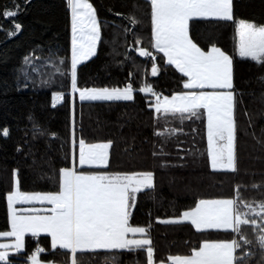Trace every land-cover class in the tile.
I'll list each match as a JSON object with an SVG mask.
<instances>
[{"label": "trees", "instance_id": "16d2710c", "mask_svg": "<svg viewBox=\"0 0 264 264\" xmlns=\"http://www.w3.org/2000/svg\"><path fill=\"white\" fill-rule=\"evenodd\" d=\"M91 2L101 24V40L95 54L77 66L78 87L123 88L132 83V100L79 101L78 92H71L67 0H0V231L8 230L6 195L14 190L13 171L18 170L22 191H57L59 169L72 164L75 128L77 140L113 141L109 166L93 170L154 172L155 186L137 194L130 222L149 229L157 261L169 254H187L203 239L233 238L230 230L199 231L190 222L167 221L200 198L233 197L236 185L245 200L264 199V63L239 56L235 23L213 18L190 22L191 34L205 50L216 43L233 56L238 170H212L205 115L182 122L165 120L162 114L157 118L149 107L155 97L139 90L145 83L163 96L185 90L184 74L151 47L149 0ZM233 5L235 20L264 24V0H233ZM5 8L16 15L4 17ZM132 16L138 21L135 25ZM13 20L22 26L20 30L15 31ZM137 38L141 43H135ZM137 47L148 48L151 56L139 55ZM153 62L158 68L155 75ZM55 92L64 95L54 104ZM4 128L9 129L8 136L3 135ZM170 128L183 131L169 134ZM158 129L165 135H156ZM38 246L44 249L42 261L69 264L70 253L51 249L47 236H26L25 248L9 259L12 264H28ZM108 253H81L78 260L80 264L146 262V250H110L115 261L106 258ZM258 259L259 253L251 258Z\"/></svg>", "mask_w": 264, "mask_h": 264}, {"label": "snow or ice", "instance_id": "6c2138e0", "mask_svg": "<svg viewBox=\"0 0 264 264\" xmlns=\"http://www.w3.org/2000/svg\"><path fill=\"white\" fill-rule=\"evenodd\" d=\"M151 47L163 53L167 63L184 74L185 90L163 96L145 83L139 90L151 93L157 118L162 114L184 119L206 115L207 155L212 170H238L236 156L237 121L235 119L236 89L233 77V56L211 43L207 50L190 32L194 18L231 21L236 25V44L240 57L264 63V24L246 19L235 20L233 0H149ZM71 12V92L79 93L81 101L132 100V83L120 87H78L77 65L93 56L101 40V24L91 0H67ZM19 6L17 5L16 10ZM4 17H14L15 10L5 8ZM118 15H120L118 13ZM15 31L22 27L13 20ZM131 23H138L135 16ZM10 31L9 35H15ZM130 31V29H125ZM135 43H141L137 38ZM142 56H151L148 48L137 47ZM28 57L25 61L28 62ZM63 63V60L60 61ZM58 70V69H57ZM39 71V69H37ZM158 71L155 62L152 73ZM64 93H53L54 100ZM162 97V98H161ZM168 129V133L182 132ZM165 135L159 129L155 133ZM9 135V129H3ZM55 135V133H53ZM112 140L88 142L75 137L73 128L72 164L59 169L57 191H22L18 170L13 171L14 190L7 193L10 229L0 231V262L12 264L9 252L25 248V234L51 236V248L67 250L69 264H80L78 254L109 250L106 258L116 260L110 250L145 251V264H264V199L248 201L242 198L240 185L233 197L200 198L193 207L167 222H190L196 230H230L231 239H203L187 254H169L157 261L149 229L130 222V211L142 190L154 188L151 170L110 172ZM163 154V153H161ZM157 155V153H153ZM164 163H167L166 161ZM39 202L49 207L19 209L17 203ZM159 219V218H158ZM251 231V236L249 235ZM255 249V250H254ZM39 246L29 255L31 264L44 262ZM259 253V259L251 258Z\"/></svg>", "mask_w": 264, "mask_h": 264}, {"label": "rangeland", "instance_id": "374dc122", "mask_svg": "<svg viewBox=\"0 0 264 264\" xmlns=\"http://www.w3.org/2000/svg\"><path fill=\"white\" fill-rule=\"evenodd\" d=\"M71 38H72V36L70 37V45H71ZM91 57H89L87 60H89ZM244 58H248V57H244ZM87 60L81 61L78 65H80L81 63H83V62H85ZM78 100L81 101L80 98H79V96H78ZM85 101H90V100H85ZM96 101H107V100H96ZM205 119H206V115H205ZM206 145H207V137H206ZM209 165H210V160H209ZM6 204H7V195H6ZM7 207H8V204H7ZM16 207L19 208V209L39 208V209H41V211H43V209L49 207V205H47L46 203L44 205H41L39 202H25V203H17L16 204ZM7 216H8V211H7ZM9 229H10V223H9V216H8V230ZM26 236H32V234L31 233H26L25 234V237ZM39 236H47L49 238V243H50V248H51V236H50V234H48V233H40L37 237H39ZM0 242H3L2 238H0ZM57 249H59V246L57 247ZM59 250H61V249H59ZM64 251H67V250H64ZM16 254H17L16 252H9V257L14 256ZM28 264H31V262L29 260H28Z\"/></svg>", "mask_w": 264, "mask_h": 264}, {"label": "crops", "instance_id": "0c3cea01", "mask_svg": "<svg viewBox=\"0 0 264 264\" xmlns=\"http://www.w3.org/2000/svg\"><path fill=\"white\" fill-rule=\"evenodd\" d=\"M70 15H71V12H70ZM71 36H72V33H71ZM163 54V53H162ZM165 57V56H164ZM166 61H167V58L165 57ZM174 66V65H173ZM175 67V66H174ZM77 96H79V93H77ZM117 101V100H116ZM7 211H8V207H7ZM187 222V221H185Z\"/></svg>", "mask_w": 264, "mask_h": 264}, {"label": "built area", "instance_id": "2783aa9c", "mask_svg": "<svg viewBox=\"0 0 264 264\" xmlns=\"http://www.w3.org/2000/svg\"><path fill=\"white\" fill-rule=\"evenodd\" d=\"M59 100V98H56V101H58Z\"/></svg>", "mask_w": 264, "mask_h": 264}, {"label": "water", "instance_id": "95a60500", "mask_svg": "<svg viewBox=\"0 0 264 264\" xmlns=\"http://www.w3.org/2000/svg\"><path fill=\"white\" fill-rule=\"evenodd\" d=\"M140 55V54H139Z\"/></svg>", "mask_w": 264, "mask_h": 264}]
</instances>
